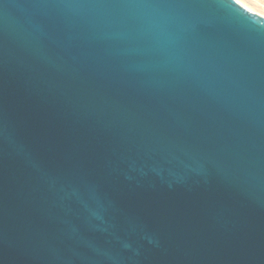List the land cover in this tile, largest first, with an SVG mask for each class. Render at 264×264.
<instances>
[{"label": "water", "instance_id": "obj_1", "mask_svg": "<svg viewBox=\"0 0 264 264\" xmlns=\"http://www.w3.org/2000/svg\"><path fill=\"white\" fill-rule=\"evenodd\" d=\"M0 264H264V17L0 0Z\"/></svg>", "mask_w": 264, "mask_h": 264}, {"label": "rangeland", "instance_id": "obj_2", "mask_svg": "<svg viewBox=\"0 0 264 264\" xmlns=\"http://www.w3.org/2000/svg\"><path fill=\"white\" fill-rule=\"evenodd\" d=\"M235 1L246 10L264 17V0H239L244 2L246 6L241 5L237 0Z\"/></svg>", "mask_w": 264, "mask_h": 264}, {"label": "bare ground", "instance_id": "obj_3", "mask_svg": "<svg viewBox=\"0 0 264 264\" xmlns=\"http://www.w3.org/2000/svg\"><path fill=\"white\" fill-rule=\"evenodd\" d=\"M241 5H243V6H246V4L243 2L242 3V1H239V0H237ZM245 4V5H244ZM248 8V7H247Z\"/></svg>", "mask_w": 264, "mask_h": 264}, {"label": "snow or ice", "instance_id": "obj_4", "mask_svg": "<svg viewBox=\"0 0 264 264\" xmlns=\"http://www.w3.org/2000/svg\"><path fill=\"white\" fill-rule=\"evenodd\" d=\"M187 2H196V0H187Z\"/></svg>", "mask_w": 264, "mask_h": 264}]
</instances>
